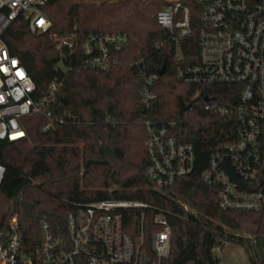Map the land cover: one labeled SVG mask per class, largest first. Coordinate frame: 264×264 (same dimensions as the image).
I'll return each mask as SVG.
<instances>
[{
    "label": "trees",
    "instance_id": "16d2710c",
    "mask_svg": "<svg viewBox=\"0 0 264 264\" xmlns=\"http://www.w3.org/2000/svg\"><path fill=\"white\" fill-rule=\"evenodd\" d=\"M180 1L190 6L194 20L192 34L181 41L188 58L197 51L198 6L195 0ZM166 4L165 0H47L43 10L52 22L49 32H29L22 17L6 31L10 52L19 57L35 83V98L55 78L60 82L47 111L61 122L43 130L48 116L27 115L22 118L24 138L0 140V163L5 166L0 231L16 214L24 250L35 248L44 222L53 234L64 235L66 214L78 203L137 200L185 213L179 207L184 202L196 215L187 212L185 218H169L171 250L162 264H219L213 249L226 242L240 245L249 264H264V205L259 211L221 209L217 187L201 178L211 154L237 141L239 121L233 111L205 110L199 104L200 94L223 100L232 94L227 100L234 102V87L185 84L175 77L176 47L169 31L156 20ZM70 31L76 33L75 52L56 50L51 34ZM110 33L126 35L116 63L106 70L84 63L82 40L90 34ZM162 66L164 72L159 73ZM152 76L156 100L145 108L141 89ZM178 98L190 108L182 110ZM146 118L159 125L174 121L172 130L178 139L192 143L196 150L193 172L163 191L156 190L146 175ZM122 211L124 231L136 237L139 211ZM150 214L144 221L147 231Z\"/></svg>",
    "mask_w": 264,
    "mask_h": 264
},
{
    "label": "built area",
    "instance_id": "2783aa9c",
    "mask_svg": "<svg viewBox=\"0 0 264 264\" xmlns=\"http://www.w3.org/2000/svg\"><path fill=\"white\" fill-rule=\"evenodd\" d=\"M47 0H0V140H19L26 136L22 118L34 113L48 116L43 130L62 118L51 116L48 108L59 91L55 78L46 92L34 97L36 86L18 56L12 54L4 35L19 17L27 21L33 34L47 33L52 26L44 13ZM156 20L170 33L176 47L175 77L198 86H233L234 102L201 93L199 104L205 110L221 114L235 112L239 121L237 141L224 144L223 151L211 154L202 180L217 187L218 206L224 210L259 211L264 205V0H195L198 6L196 54H183L181 41L192 34L194 20L190 6L180 0H166ZM56 50L73 54L76 33H52ZM126 42L125 34H90L80 48L84 63L106 70L116 63V52ZM59 64L54 66L57 70ZM155 77H149L141 89V104L149 108L156 100L152 90ZM208 96V99H204ZM190 108V107H189ZM145 148L149 158L147 177L158 191L169 188L176 179L191 174L196 150L173 132L174 121L159 125L146 118ZM227 156L247 187H239L220 166ZM5 166L0 163V184ZM185 213L137 200L105 199L75 204L66 214L65 234L52 233L46 222L33 250L22 244L16 214L8 217L0 231V264H162L171 250V216L185 218L196 213L184 202ZM139 211V231L132 237L124 231L123 209ZM151 212V229L144 221ZM146 232L148 238H146ZM221 246L213 250L218 253ZM219 264H223L220 260Z\"/></svg>",
    "mask_w": 264,
    "mask_h": 264
},
{
    "label": "rangeland",
    "instance_id": "374dc122",
    "mask_svg": "<svg viewBox=\"0 0 264 264\" xmlns=\"http://www.w3.org/2000/svg\"><path fill=\"white\" fill-rule=\"evenodd\" d=\"M248 237H251V235L248 234ZM214 253L223 264H249L244 249L234 242L224 243L219 253L216 250H214Z\"/></svg>",
    "mask_w": 264,
    "mask_h": 264
},
{
    "label": "water",
    "instance_id": "95a60500",
    "mask_svg": "<svg viewBox=\"0 0 264 264\" xmlns=\"http://www.w3.org/2000/svg\"><path fill=\"white\" fill-rule=\"evenodd\" d=\"M164 72V66L159 70V73ZM204 99H208V96H205ZM179 100V106L182 110H186L190 107V104H185L181 98H178ZM220 166L230 175L232 180L239 186V187H247V184L242 181L236 170L234 165L230 162L229 158L225 156L222 161L220 162Z\"/></svg>",
    "mask_w": 264,
    "mask_h": 264
}]
</instances>
